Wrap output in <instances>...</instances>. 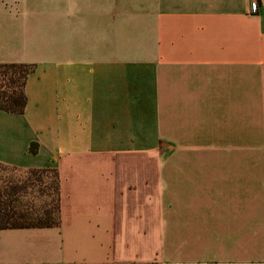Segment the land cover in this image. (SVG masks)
<instances>
[{
  "label": "crops",
  "instance_id": "obj_1",
  "mask_svg": "<svg viewBox=\"0 0 264 264\" xmlns=\"http://www.w3.org/2000/svg\"><path fill=\"white\" fill-rule=\"evenodd\" d=\"M252 1L0 0V63L34 65L0 163L60 184V225L0 229V264H264Z\"/></svg>",
  "mask_w": 264,
  "mask_h": 264
},
{
  "label": "trees",
  "instance_id": "obj_2",
  "mask_svg": "<svg viewBox=\"0 0 264 264\" xmlns=\"http://www.w3.org/2000/svg\"><path fill=\"white\" fill-rule=\"evenodd\" d=\"M34 65L25 63H0V110L23 114L27 104L26 83ZM37 144L30 146L36 153ZM4 169L30 174L21 180H8L0 176V229L49 228L60 225V184L56 168L24 170L0 163ZM48 179L51 183L48 184ZM26 201V197H31ZM49 197L41 205L36 198Z\"/></svg>",
  "mask_w": 264,
  "mask_h": 264
},
{
  "label": "rangeland",
  "instance_id": "obj_3",
  "mask_svg": "<svg viewBox=\"0 0 264 264\" xmlns=\"http://www.w3.org/2000/svg\"><path fill=\"white\" fill-rule=\"evenodd\" d=\"M247 154H248V163L247 165L244 164L241 166L242 168V172L243 174L245 173V171H247V175L248 178L251 177L252 179H254L255 177V161H254V157L256 156V152H257V145L256 142H254L253 140H247ZM0 176H4L5 178H8V180H21V178H27L30 177V174H27L26 172L23 171H16L13 169H4L2 167H0ZM51 183V180L48 179V184ZM34 195L32 194L31 197H26V201H29V198H31V200L33 199ZM250 199V198H249ZM36 200L39 202L37 203L38 205H41L44 202H49V197L44 195V197H38L36 198ZM248 203L250 204V202L248 201Z\"/></svg>",
  "mask_w": 264,
  "mask_h": 264
},
{
  "label": "built area",
  "instance_id": "obj_4",
  "mask_svg": "<svg viewBox=\"0 0 264 264\" xmlns=\"http://www.w3.org/2000/svg\"><path fill=\"white\" fill-rule=\"evenodd\" d=\"M258 9H259V5H258L257 1L253 0L251 2V12L252 13H257Z\"/></svg>",
  "mask_w": 264,
  "mask_h": 264
}]
</instances>
